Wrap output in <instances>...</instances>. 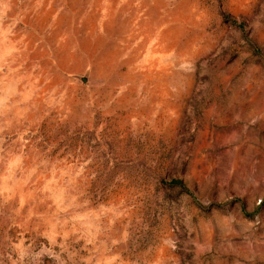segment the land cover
<instances>
[{
  "label": "rangeland",
  "instance_id": "obj_1",
  "mask_svg": "<svg viewBox=\"0 0 264 264\" xmlns=\"http://www.w3.org/2000/svg\"><path fill=\"white\" fill-rule=\"evenodd\" d=\"M0 264H264V0H0Z\"/></svg>",
  "mask_w": 264,
  "mask_h": 264
},
{
  "label": "water",
  "instance_id": "obj_2",
  "mask_svg": "<svg viewBox=\"0 0 264 264\" xmlns=\"http://www.w3.org/2000/svg\"><path fill=\"white\" fill-rule=\"evenodd\" d=\"M82 80H83V81H86V77H82Z\"/></svg>",
  "mask_w": 264,
  "mask_h": 264
}]
</instances>
